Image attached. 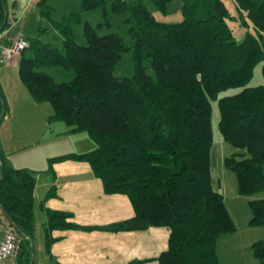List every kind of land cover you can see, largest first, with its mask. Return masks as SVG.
I'll return each mask as SVG.
<instances>
[{"label": "trees", "instance_id": "obj_1", "mask_svg": "<svg viewBox=\"0 0 264 264\" xmlns=\"http://www.w3.org/2000/svg\"><path fill=\"white\" fill-rule=\"evenodd\" d=\"M79 10L51 18L48 0L37 6L51 18L60 45L29 38L21 53L19 76L36 103L49 102L48 122L63 121L67 131L85 130L97 145L85 153L51 157L88 161L107 195L129 199L133 216L108 225H83L72 214L44 206L46 236L54 228L112 232L166 227V249L125 264H219L216 241L236 226L223 194L212 184L211 102L216 101L219 131L238 151L224 158L236 174L241 195L264 191V82L251 80L259 65L264 77V0H181L182 18L166 22L153 11H169L173 0H80ZM100 9L103 21H82ZM127 26L129 41L109 28V13ZM0 0V33L8 25ZM231 22L243 27L237 39ZM82 23L81 34L75 26ZM45 29L40 30V32ZM132 54L131 76H115L123 53ZM60 66L73 78L56 81L44 67ZM151 68L153 74L148 72ZM229 89L233 93L220 94ZM0 90V123L6 115ZM50 167L48 170H50ZM35 172L14 168L0 146V209L18 234L20 253L34 230ZM250 225L264 226V198L248 201ZM21 232V234L19 233ZM254 256L264 264V241Z\"/></svg>", "mask_w": 264, "mask_h": 264}, {"label": "rangeland", "instance_id": "obj_2", "mask_svg": "<svg viewBox=\"0 0 264 264\" xmlns=\"http://www.w3.org/2000/svg\"><path fill=\"white\" fill-rule=\"evenodd\" d=\"M29 1L5 0V9L8 11L9 22L11 23L10 34L17 35L15 37H39L44 42L49 41L59 46L60 38L55 39L53 37L56 32H53L51 18L58 20L62 15L69 14L73 10H79L80 0H48V4L52 8L51 18L42 17L39 8L34 11L30 7L24 11ZM39 1L31 0V3L37 6ZM223 1L232 13H236L232 0ZM180 6L181 0H173L169 7L170 12L162 13L154 10L153 13L157 19L162 21H179L182 18ZM22 15L25 16L24 21H20ZM85 20H88L91 24L102 22V11L97 8L84 12L82 21ZM109 20L111 26L103 29L100 33L117 32L128 42L127 26L122 22L120 16L110 12ZM229 24L233 28L235 37L237 39L241 38V35L244 34L243 27L238 25L237 22L230 21ZM42 29L45 30L40 32ZM75 31L81 34L82 23L75 26ZM8 38L7 35L0 39V45L7 40L9 41ZM3 64L0 63V90L7 104L5 114L8 115L10 104L3 87L6 82L13 87V78L11 72L5 70ZM43 71L51 75L56 81H69L73 78L72 71L63 69L60 66L44 67ZM148 72L153 74L151 68H148ZM132 73V54L128 50L123 53L120 60L115 64L113 74L115 76H131ZM262 82H264V77H262L261 68L258 65L254 70L251 84L256 85ZM236 90L229 89L220 94H229ZM211 106L213 143L210 160L212 184L217 191L223 194L225 205L236 226L234 233L217 239L218 261L219 264H261L254 256L251 248L255 241H264V226L249 224L251 213L248 201L254 198L255 194L241 195L238 193L236 174L224 165V158L238 151V149L223 139L218 127L219 112L216 101H212ZM52 113V105L49 102H44L37 105L29 117L21 119L18 115L22 122L18 124L15 130L19 129L17 134L26 143V148L19 156L29 158L31 155L28 154H33L34 151L45 146L55 152V155L85 153L96 147V141L87 131L69 132L67 131L68 125L63 121L48 122V116ZM14 114L16 115V111ZM6 115L1 124L5 122ZM1 127H5V125ZM13 132L12 130L11 133ZM31 143L35 145L32 144V146ZM45 160L47 165L44 171H47L46 173L51 176L57 174L54 163L72 160V162L82 163L83 165H72L69 170H67V167H62L63 171L67 170L62 174L71 181L68 185H59V182H57L56 186H52L48 190L43 186V181L39 182V191L34 193V230L32 238L29 241L27 240L28 249L20 253L19 264H125L131 259H142L157 255L166 249L168 243V229L166 227L130 230L128 232H112L105 229L54 228L49 233V239L45 232L44 223L47 217L44 206L54 210L70 212L72 220L83 225H108L129 218V215L133 214V207L127 196L120 194L121 200H116L112 195L105 194L103 185L102 191L97 192L99 190L97 184L99 182L101 186L102 182L95 176L88 161L66 159L55 161L50 167L48 158ZM49 167L50 170H48ZM58 176L60 180L61 174ZM76 253L81 256H76ZM148 264H156V262L151 261Z\"/></svg>", "mask_w": 264, "mask_h": 264}, {"label": "crops", "instance_id": "obj_3", "mask_svg": "<svg viewBox=\"0 0 264 264\" xmlns=\"http://www.w3.org/2000/svg\"><path fill=\"white\" fill-rule=\"evenodd\" d=\"M33 3H34V1H33ZM5 5H6V3H5ZM30 7H32V9L34 11H36V9L38 8V6H34V4H32L31 0H30L26 4L24 11L29 9ZM24 19H25V16L22 15V18L20 19V21L21 20L24 21ZM5 20L8 23V25L0 33V39H2L3 37L8 35L9 41L7 40L4 43H2L0 45V50L2 48L9 46L10 43L12 42V40L14 39V37L17 36L14 34H10L11 23L9 22L7 10H6ZM20 37L25 38L27 41L29 38H31V37H27V36H20ZM20 57H21V54L16 55L11 60H9L8 62L3 64V67L5 68V70H7L8 72H11V74H12L13 87H11L8 82H6L5 86L3 87V91L5 92V95L8 99L9 104H10V111H9V114L6 115L5 122H3V124H1L3 121L2 120L0 123V146H1V149H2L6 159L8 160V163L12 167H14V168H28V169H31L35 172V178L36 179H35L34 193L36 191L38 193L40 181H43V184H44L43 186H45V189L48 188V190L50 189V187L56 186L57 182H59V185L70 184L71 181L69 180V178H67L62 173L69 170L72 165H76V164L83 165V164L78 163V162H72V160L71 161H65V162L63 161V163L62 162L57 163V164L54 163V167L56 169L57 174H56V176H51L50 174L46 173L47 171H44V169L46 168V165H47L45 159L46 158L49 159L51 157H55V156H59V155H55V152L51 151V149L48 148V146H45L43 148H40L37 151H34L33 154H28V155H31V156H29V158H24V157L19 156V155H21L20 153H22V151L26 148V143H24V139L20 138L17 134L19 129L15 130L17 128L18 124H21V122H22V120H20L19 116L21 117V119L29 117L32 110H34L37 105L42 104V103H36L33 100L31 95L29 94L27 88H25L24 83L20 79V76H19ZM13 106L15 108L14 110H13ZM15 111H16V115L14 114ZM14 116H15V118H14ZM2 125H5V127H1ZM12 130L14 131L13 133H11ZM10 133H11V135L9 136ZM32 144L35 145L34 143H31V145ZM27 159H30V160H27ZM62 167H67L68 169L63 171ZM85 170L87 171V169H85ZM41 173H43V174H41ZM88 173H89V171H88ZM59 174H61L60 180H59V176H58ZM86 177H88V176L86 175ZM97 186L99 188V190L97 192L102 191V184L100 186V184L98 182ZM112 197H115L116 200H118V199L121 200L120 194H112ZM254 197L255 198H264V191L256 193ZM133 214H134V211H133ZM133 214L129 215V216L131 217V216H133ZM0 222L5 227L9 226L8 221L6 220L5 216L1 212V209H0ZM150 228H157V227H149V228H147V230ZM126 232H128V231H126ZM19 250H20V247L18 248L17 252L13 256L9 257L4 262V264H19L20 263L19 259L21 257ZM76 256H81V255L76 253ZM154 256H156V255L148 256V257H154ZM148 257H146V258H148ZM79 259H81V258H79Z\"/></svg>", "mask_w": 264, "mask_h": 264}, {"label": "built area", "instance_id": "obj_4", "mask_svg": "<svg viewBox=\"0 0 264 264\" xmlns=\"http://www.w3.org/2000/svg\"><path fill=\"white\" fill-rule=\"evenodd\" d=\"M28 47V41L23 37H16L9 47L0 50V63H6L14 56L22 53ZM19 248L18 234L11 227H5L0 222V264L13 256Z\"/></svg>", "mask_w": 264, "mask_h": 264}, {"label": "water", "instance_id": "obj_5", "mask_svg": "<svg viewBox=\"0 0 264 264\" xmlns=\"http://www.w3.org/2000/svg\"><path fill=\"white\" fill-rule=\"evenodd\" d=\"M6 216V215H5ZM7 217V216H6ZM19 233L21 234V232L19 231Z\"/></svg>", "mask_w": 264, "mask_h": 264}]
</instances>
